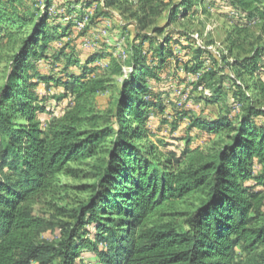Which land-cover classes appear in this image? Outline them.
Returning <instances> with one entry per match:
<instances>
[{"label": "trees", "instance_id": "obj_1", "mask_svg": "<svg viewBox=\"0 0 264 264\" xmlns=\"http://www.w3.org/2000/svg\"><path fill=\"white\" fill-rule=\"evenodd\" d=\"M132 1V21L117 19L131 36L124 74L114 47L80 43L121 0H45L42 10L0 0V264H264V47L234 59L231 79L215 54L175 29L205 0ZM221 1L237 31L264 29V0ZM188 77L194 92H209L199 102L224 100L226 109L193 116L185 95L171 105L164 84ZM112 78H122L114 125L100 126L95 97ZM150 112L165 122L170 112L173 131L186 121L185 132L214 139L191 150L187 136L180 153L162 152L150 141ZM92 161L88 199L58 225L57 242L43 240L55 225L33 207L57 193L61 177L77 176L70 164Z\"/></svg>", "mask_w": 264, "mask_h": 264}, {"label": "rangeland", "instance_id": "obj_2", "mask_svg": "<svg viewBox=\"0 0 264 264\" xmlns=\"http://www.w3.org/2000/svg\"><path fill=\"white\" fill-rule=\"evenodd\" d=\"M24 5L29 8H33L35 5L41 10L44 7L45 0H24ZM66 1V0H62ZM80 0H71L72 5H78ZM84 1V0H83ZM203 8H197L196 14L189 15L185 20L180 21L175 29L179 31H185L194 41V46L200 47L211 51L218 57L220 67L224 68L226 76L234 79L235 71L229 66L234 59L241 60L248 53H251L256 47H264V29L261 24L256 22L245 32H239L241 27L234 28L233 22L237 18V15L232 9L224 4L221 0H205ZM53 3V2H52ZM80 7V6H78ZM52 9L50 13L52 15L58 11ZM63 9V8H61ZM99 9V8H98ZM97 9V11H98ZM136 4L132 0H121L119 7L112 8L110 12L113 17L101 15L99 24L93 25L88 20L93 16V11L90 12L85 20L84 25L88 24L90 27V33L83 38L80 42L84 50H93L94 48L104 44L106 46L114 47L111 52L112 57L121 65L124 74L129 70V41L130 35L127 31L120 28L117 23V19L123 24H128L132 21V14L136 12ZM204 11V12H203ZM158 22V20H157ZM149 32V31H147ZM175 53L181 58L182 53L178 48H174ZM10 53V52H9ZM3 54H8V47L3 51ZM191 53L187 54L190 57ZM172 63V62H171ZM4 62L0 64V80L5 75ZM172 72V66L168 69V73ZM184 70L180 69L179 76H184ZM122 78H112L111 87L95 97V112L100 116V126H113V114L115 112V99L117 98L116 89L119 88ZM192 80L196 82L197 78L188 77L184 83H177L176 80H168L164 84L166 91L170 93L171 105L177 106L178 97L177 92L180 91L182 96L185 95L184 108L192 112L193 116L201 115H217L219 109H226L224 100L220 101L218 105L206 104L204 101H198L199 90L196 89ZM149 86L153 81L148 80ZM230 80H226L225 87L230 86ZM44 90L42 87L41 91ZM227 90V88L225 89ZM188 97V98H187ZM66 102H64L65 104ZM177 105H176V104ZM51 106L54 103L51 102ZM169 111H171L169 109ZM237 113H235V116ZM161 113L150 112L149 122L147 129L154 132V136L150 138V141L159 148L162 152H176L180 153L186 144V139L190 141V148L195 149L199 147L202 150L207 149L212 140L196 130L191 132H185L187 122H181L180 126L176 127L173 131L171 123L173 117H170V112H167L168 121L162 120ZM42 122L47 123V119L42 116ZM175 121V120H174ZM165 144V146H163ZM90 166L70 164V167L75 169L78 174L75 177H61V188L56 194H49L45 197L41 203L33 207V214L37 217H42L46 220L52 221L55 225L53 230H50L42 235V239L45 241L57 242L60 238V230L58 225L60 223H68V215L71 211L78 208L89 197V191L86 192L84 186L92 185L96 182V171L94 168V162H89Z\"/></svg>", "mask_w": 264, "mask_h": 264}, {"label": "built area", "instance_id": "obj_3", "mask_svg": "<svg viewBox=\"0 0 264 264\" xmlns=\"http://www.w3.org/2000/svg\"><path fill=\"white\" fill-rule=\"evenodd\" d=\"M83 24L80 25V27H82ZM199 92L204 93V95L208 96L209 92L208 90L203 89L202 87H199ZM177 97L179 98L180 101L184 100V96H182V93L180 91L177 92Z\"/></svg>", "mask_w": 264, "mask_h": 264}]
</instances>
